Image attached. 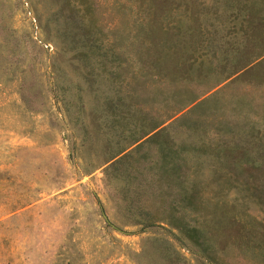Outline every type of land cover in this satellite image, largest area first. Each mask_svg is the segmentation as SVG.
Listing matches in <instances>:
<instances>
[{
    "label": "rangeland",
    "instance_id": "obj_1",
    "mask_svg": "<svg viewBox=\"0 0 264 264\" xmlns=\"http://www.w3.org/2000/svg\"><path fill=\"white\" fill-rule=\"evenodd\" d=\"M156 124L224 146L237 166L220 176L198 154L201 201L264 220V0H0V264H208L164 222L134 223L123 176L103 174ZM152 186L125 198L146 209Z\"/></svg>",
    "mask_w": 264,
    "mask_h": 264
},
{
    "label": "trees",
    "instance_id": "obj_2",
    "mask_svg": "<svg viewBox=\"0 0 264 264\" xmlns=\"http://www.w3.org/2000/svg\"><path fill=\"white\" fill-rule=\"evenodd\" d=\"M239 7L245 10L247 15L245 18L252 22L257 15L254 12L256 11L254 2L249 1ZM9 71L11 78L16 77L13 70ZM18 80L20 97L28 99L30 92L24 76H20ZM159 126L160 124H156L149 129L141 130L139 137L132 138L133 145L145 137L134 145L132 151L137 152L141 144L147 142L153 147L151 154L143 152L131 157V150L123 153L125 149H121L109 159L111 161L103 172L106 182L109 177L114 178L116 172L120 177L123 176L126 186L120 188L118 194L121 200L124 199L125 203L127 201V205L133 208L134 223L145 228L155 221L164 222L178 232L176 239L182 249L195 254L208 264H227L225 259V254H229L227 249L234 250V253L246 258L250 256L254 260L255 252L260 250L258 254L261 256L260 259L264 260V220L258 221L254 218L242 220L225 205L213 203L208 207L201 201L202 181L198 177V170L205 160H200L198 154L213 155L211 162L216 169L215 176H220L217 165L235 171L234 166H237L235 165L237 162H229L228 155L221 154L226 148L219 143L209 141L195 144L184 141L175 144L171 137L162 134L163 127ZM188 169L191 170L190 173ZM222 176L228 179L226 174ZM141 181L154 186L148 191L149 206L146 209L143 207L141 209L136 197L127 200L128 186L137 185ZM131 189L138 195L135 187ZM251 194L264 197V191L261 190L254 189ZM204 213L207 215L203 218Z\"/></svg>",
    "mask_w": 264,
    "mask_h": 264
},
{
    "label": "water",
    "instance_id": "obj_3",
    "mask_svg": "<svg viewBox=\"0 0 264 264\" xmlns=\"http://www.w3.org/2000/svg\"><path fill=\"white\" fill-rule=\"evenodd\" d=\"M102 216L105 218L104 214H102Z\"/></svg>",
    "mask_w": 264,
    "mask_h": 264
}]
</instances>
